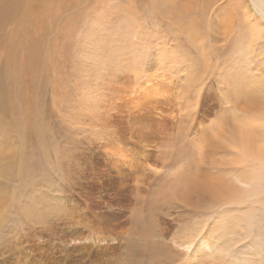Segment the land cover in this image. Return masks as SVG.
<instances>
[{
	"label": "rangeland",
	"instance_id": "1",
	"mask_svg": "<svg viewBox=\"0 0 264 264\" xmlns=\"http://www.w3.org/2000/svg\"><path fill=\"white\" fill-rule=\"evenodd\" d=\"M227 1L199 0L196 7L187 0H51L50 28L36 35L41 50L23 47L19 81L3 88L17 128L3 145L14 170L1 180L0 264H166L151 258L153 249L135 248L134 234L140 226L176 228L183 238L198 225L170 222L179 214L191 219L186 208L193 207H178L170 187L190 162L221 161L256 174L264 186L260 163L223 161L239 157L231 131L238 119L264 125V33L261 43L253 41L249 0ZM33 12L38 20L40 11ZM39 54L48 62L36 71ZM26 110L29 126L20 122ZM215 138L222 139L217 152ZM172 201L166 212L159 207ZM257 205L244 201L235 216ZM250 217L253 238L233 252L213 249L206 262L196 256L189 262L192 251H184L169 264H233L239 255L235 264H258L264 235L256 229H264V212ZM251 243L261 245V256L251 254Z\"/></svg>",
	"mask_w": 264,
	"mask_h": 264
},
{
	"label": "bare ground",
	"instance_id": "2",
	"mask_svg": "<svg viewBox=\"0 0 264 264\" xmlns=\"http://www.w3.org/2000/svg\"><path fill=\"white\" fill-rule=\"evenodd\" d=\"M34 1H36L38 6H40L42 9L38 8V10H36L35 7L32 6V3ZM187 1L189 2L190 6L198 7L197 2L199 0ZM50 2L51 0H0V32H2L3 34L0 36V138L4 139V141H0V157L3 158L4 156L3 159L0 158V193L3 191V189H6V185H3L1 183V180L8 179V177H11L12 172L14 170V166L13 163L10 161V157L9 161H7L8 157L5 153L7 144L6 146L3 145L10 141L11 135L15 132V129L17 128V125L15 124L16 119L10 116L11 105L9 103L7 95L5 96V93L3 92V88L5 86V83L7 82H11V85L16 86L19 81V71L22 70L23 67L22 58L20 56V51L22 50V48L26 47L27 50H34L36 53H38L39 49L41 50L42 43L39 44L38 40L36 39V35L41 34L40 37L43 38L46 31L50 28V23L47 20L50 15L49 11H51V6L49 4ZM212 2H214V0H212ZM227 2H230V4L235 6L237 0H228ZM243 2L246 3L245 0ZM249 5L250 8L255 11L256 14V17L254 16L249 19V28L251 36L253 41H258L259 43H261V39L263 38L262 35L264 33V0H249ZM33 11H40L38 20H33ZM196 11L198 10L196 9ZM189 12L190 14L194 13V11ZM257 15H259L260 17H257ZM191 24L193 27L196 28L194 22H192ZM9 25H12L11 30H6V27H8ZM18 50L19 52L17 53ZM248 52L249 51H247V53ZM249 56L251 58L250 54ZM39 58L33 61L35 69L37 68L36 71H38L39 69H45V66L48 62L47 55L41 58V55L39 54ZM31 113L32 111L26 110V113H24V118L20 121L25 126H29L28 117L29 115H31ZM219 125V122L214 123V127L216 130L219 129ZM20 126H22V124H20ZM259 129H261V132H258ZM231 131L233 142L235 143V146H237L240 150V153L239 157L224 159V164H244V162H246V160L250 158V160H254L260 163V165L264 168V125L261 126V123L255 124L252 119L244 117L238 119L237 123L233 126ZM216 134L219 135L217 132ZM206 140L207 142L205 143H208L211 139L206 138ZM220 141H222L221 138H215L213 142L211 141L212 143L210 145L211 147H213V152H217L218 149H221L219 145H216L221 144ZM206 145L207 144H202V146H200V150L201 152H203L202 155H204L207 151ZM198 157L197 158L199 159V162H202L203 158L200 156ZM220 162L218 163L217 161H214L211 164H206V166L201 163H198V161L196 162L198 166L190 162L186 167L185 175H180L177 179H174L173 182L170 184L173 193L177 194L178 197V199H175L174 201H180V205H178V207L185 205L193 207L186 208V210L188 211L187 214H190L189 216L191 218L187 221L184 220L185 217H183V215L181 214L176 215L177 220L181 221L175 220L172 216L170 218V222H173L174 224L180 223V225L185 224L191 221L192 219L196 220L198 222V225L196 223L193 227L190 225L191 229L188 231L189 236L184 235L183 238L180 237V232L176 228H167L168 230L164 229L160 231L157 229L150 230L144 228L143 226H140L138 231L134 234V247L138 248L142 246V248L144 249H146L145 247H148V250L150 248L153 249L152 253H150L151 258L161 260L166 264L177 261L179 258H181L180 256L185 253L184 251H186L187 256L189 255V252L192 251V256L187 258L189 262H191L190 260L193 259L194 256L198 257V259L200 258L201 261L203 260L206 262L207 260H205V258H208L207 254L211 251L213 252V249L218 250L220 253H224L225 251L227 253L233 252L232 250H235V247L239 246V242H242V240H245L248 237L253 238L252 231H254L255 220L250 216L253 215V213H255L256 211L264 212V198L262 197V194L264 193V186H262V184H257L256 181L259 178L256 176V174H241L238 172L237 167L219 165ZM13 179L14 178L12 177L11 180ZM250 185L252 186L251 189H249ZM23 193H26V191H23ZM247 200H252L253 203H259V205L257 206L261 207L251 206V208H247L245 210V213L242 216L236 217V214L234 212L240 211L241 209L239 208V205H242L244 201L247 202ZM174 201H172L169 206L163 205L159 202V207H162V210L166 212V208H171L174 204ZM209 204L215 205L213 209L215 208L216 210L220 208L225 209L218 211L214 219L207 220L212 213L215 214L216 212V210L214 212L211 210H207ZM218 205L221 206L218 207ZM232 205L235 206L233 207ZM173 207L175 209L178 208L175 206ZM45 209L49 210L54 208L53 206L47 205L45 206ZM155 209H152V213H154ZM37 212L40 214L41 210L39 209ZM195 213H197V215ZM199 214L202 215L198 216ZM27 215L28 213H22L21 215H19V218L24 220V217L26 218ZM206 215H208V217H206ZM227 219H230V221H228ZM256 219H258V221L256 220L257 222L263 221L261 217L260 219ZM208 222H210V224H208ZM227 226L228 229L224 228ZM220 229L222 231L221 237H219V234H217L219 233L218 231ZM256 230L260 233V235H264V229L260 231L257 228ZM241 232L242 236L239 235V233ZM157 237L166 238H164L163 240H156ZM223 238L227 240V242H225V244L223 245H220L221 243H219L218 240ZM261 240L263 243L264 237ZM228 243H231L230 246L233 245L232 248H230L229 250H227ZM256 246V244L251 243V246L248 247L250 249L251 254H260L261 256L263 254L262 249L260 250L261 245L258 247ZM202 249L206 250L202 251ZM157 254H161V256H158ZM163 254L170 256V258H167L166 260L162 259ZM241 257L240 255L237 257V263L241 261ZM236 261L233 264H235ZM243 262L248 261L245 260ZM243 262L242 264H245ZM135 264L140 263L136 262ZM258 264H264L263 256L261 258V261L259 260Z\"/></svg>",
	"mask_w": 264,
	"mask_h": 264
}]
</instances>
